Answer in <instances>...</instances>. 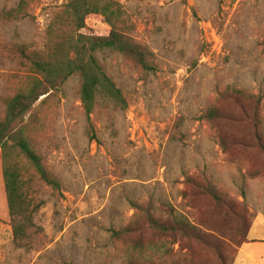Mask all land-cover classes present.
Here are the masks:
<instances>
[{"label": "rangeland", "instance_id": "1", "mask_svg": "<svg viewBox=\"0 0 264 264\" xmlns=\"http://www.w3.org/2000/svg\"><path fill=\"white\" fill-rule=\"evenodd\" d=\"M67 1L0 0V99L25 83L28 67L20 50L47 49L48 29ZM116 1L124 31L154 55L156 70L144 72L118 54L100 56L127 107L99 108L91 116L93 139L76 77L39 98L30 111L32 142L62 184L59 217L55 223L48 202L36 221L49 243L39 251L16 249L0 162V264L142 263L132 250L133 238L118 239L113 232L138 222L141 212L134 210V202L150 199L154 208L167 203L202 231L215 227L229 233L236 219L225 218L184 181V175L203 171L224 198L242 205L249 238L264 240L263 158L254 149L222 153L215 128L200 120L206 106L218 105L216 93L228 86L264 93V0ZM20 6L24 11L17 19L6 14ZM109 29L101 17L89 16L81 33L104 37ZM258 111L264 123V101ZM245 125H229L231 134L249 136ZM44 194L42 187L38 196L45 199ZM236 245L232 264L240 249ZM169 248L167 260L159 258L162 249L152 250V264H219L213 252L199 246L190 252L179 244Z\"/></svg>", "mask_w": 264, "mask_h": 264}, {"label": "trees", "instance_id": "2", "mask_svg": "<svg viewBox=\"0 0 264 264\" xmlns=\"http://www.w3.org/2000/svg\"><path fill=\"white\" fill-rule=\"evenodd\" d=\"M23 11L20 6L12 14L11 11L6 14L17 19ZM89 16L103 19L110 28L107 36L92 37L81 33ZM125 25L122 9L116 0H68L56 16L53 27L48 29L50 42L47 49L31 53L20 50V60L28 67L27 79L13 95L0 99L3 106L0 117V162L12 244L16 249L39 251L49 243L36 216L44 205L51 202L52 216L57 223L58 205L63 197L61 182L48 169L43 155L32 142L30 111L40 97H49L59 91L69 78L76 77L80 107L87 118L92 133L90 137L95 138L91 116L99 108L105 106L111 110H125L127 107L122 90L108 76L100 56L105 53L118 54L131 59L144 72L156 70L154 55L124 31ZM260 45L264 46V40ZM216 95L218 105L206 106L200 120L215 128V139L221 152L227 154L236 149H254L264 161V123L258 111L260 103L264 101V93H251L231 85ZM236 123L246 124L249 136L231 134L229 125ZM184 176L185 183L195 195L208 197L217 212H223L227 219H236L234 230L226 233L208 227L206 232L202 231L167 203L161 202V209L154 208L150 199L142 204L134 202V210L142 213H139L140 220L114 231L113 236L118 239L133 238L132 250L135 249L142 259V263L137 264H152V250L162 249L159 258L167 260L169 247L175 244L187 252L195 246L208 249L215 254L219 264H232V245L241 247L246 243L251 229L245 222L242 205L237 207L224 198L204 171L201 175ZM42 187L45 188V199L38 196V190ZM188 195L191 196L192 191ZM235 232L240 237L238 242H235L236 235L231 236ZM152 235L158 240L152 241ZM143 256H148L149 260L143 261ZM191 262L187 260V264Z\"/></svg>", "mask_w": 264, "mask_h": 264}, {"label": "crops", "instance_id": "3", "mask_svg": "<svg viewBox=\"0 0 264 264\" xmlns=\"http://www.w3.org/2000/svg\"><path fill=\"white\" fill-rule=\"evenodd\" d=\"M262 225V221L258 219L256 222ZM250 231L247 236V242L238 250L237 258L234 264H264V240L250 239Z\"/></svg>", "mask_w": 264, "mask_h": 264}]
</instances>
